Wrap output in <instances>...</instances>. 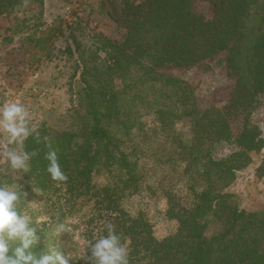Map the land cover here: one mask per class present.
Returning a JSON list of instances; mask_svg holds the SVG:
<instances>
[{
  "label": "trees",
  "instance_id": "obj_1",
  "mask_svg": "<svg viewBox=\"0 0 264 264\" xmlns=\"http://www.w3.org/2000/svg\"><path fill=\"white\" fill-rule=\"evenodd\" d=\"M194 2H126L121 39L98 40L105 53L99 59L103 68L93 72L88 64L97 58L83 60L85 87L73 112L81 127L51 137L34 134L24 141L23 150L35 155L29 171L21 173L18 207L33 221L39 215L47 217L35 225L40 237L32 249L35 254L61 250L72 264H86L82 260L89 255L86 248L83 255L71 256V250L55 241L59 226L81 214L88 241L106 235L107 223L114 225L128 241L129 264H264V211L241 209L235 195L226 192L235 173L250 164L249 152L264 144L257 129L246 126L264 95V0H221L210 20L193 10ZM222 52L236 76L231 108L243 116L244 127L236 136L223 113L216 109L199 113L186 82L157 72L165 65L191 67ZM114 77L123 80L122 88H115ZM155 87L160 94L147 100L146 89L154 93ZM130 97L154 111L162 130L180 121L189 123V140L173 132L172 151L152 154L160 167H167L159 178L154 167L147 169L139 162L147 155L132 132L145 138L147 134L139 107ZM49 144L66 182L53 181L47 172ZM220 145H234L236 150L216 159ZM101 168L109 176L98 185L93 175ZM258 170H264V161ZM142 190L165 200L162 215L175 227L164 237L154 235L141 211L130 215L121 206L126 195ZM85 208L89 211L83 213ZM70 228L75 231L78 226Z\"/></svg>",
  "mask_w": 264,
  "mask_h": 264
},
{
  "label": "rangeland",
  "instance_id": "obj_2",
  "mask_svg": "<svg viewBox=\"0 0 264 264\" xmlns=\"http://www.w3.org/2000/svg\"><path fill=\"white\" fill-rule=\"evenodd\" d=\"M140 4L145 0H0V104L19 101L31 114V126L36 132L51 137L62 130L81 127L79 116L73 112L79 105V95L85 87L81 79L83 60L94 57L88 69H101L104 62L99 59L105 53L98 44L99 38L120 40L123 28L125 3ZM221 0H195L193 10L206 20H210L219 7ZM78 47V50H77ZM104 53V54H103ZM226 52L203 60L191 67L165 65L157 70L162 75L186 82L192 89L200 114L216 109L227 116L233 134L238 135L244 127L243 116L231 108L236 76L227 67ZM132 78V75H128ZM126 78L124 82H128ZM118 77L113 85L122 88ZM146 89L147 100L160 94ZM135 99L143 132L147 137L134 130L132 133L146 157L140 159L147 169L155 168L156 177L166 166H159L152 154L172 151L169 137L173 132L183 140L191 138L188 121H180L171 127L161 129L154 111ZM170 101L166 102L169 105ZM259 107L246 119L247 125L257 129L259 138L264 141V95L260 97ZM133 138V137H132ZM134 139V138H133ZM144 141H147L144 144ZM6 143V136L0 133V150ZM234 145L216 147L214 158L224 157L235 151ZM250 164L235 173L234 182L226 192L235 195L238 206L246 211H264V170H258L264 161L262 148L249 152ZM21 173L13 172L7 161L0 155V182L12 184L20 182ZM163 175V174H162ZM109 173L101 168L93 175V182L103 185ZM110 178V177H109ZM165 200L158 194L151 197L142 190L134 195H126L121 206L130 215L141 211L150 220L154 235L166 236L175 227L174 222L164 219L161 210ZM32 208L36 203L30 204ZM85 208L83 213L88 212ZM45 217L42 222L47 221ZM64 230L55 237L57 244L69 249L71 256L84 254L87 240L83 235L84 219L75 215L65 220ZM78 226L73 231L70 227ZM60 227V226H59ZM59 229V228H58ZM68 233L70 235H68ZM88 241V240H87Z\"/></svg>",
  "mask_w": 264,
  "mask_h": 264
},
{
  "label": "clouds",
  "instance_id": "obj_3",
  "mask_svg": "<svg viewBox=\"0 0 264 264\" xmlns=\"http://www.w3.org/2000/svg\"><path fill=\"white\" fill-rule=\"evenodd\" d=\"M31 114L19 101L0 104V133L6 136L0 155L15 173H27L30 160L35 153L23 150L24 141L30 136L39 138L31 126ZM47 140V137H45ZM46 154L47 172L56 182H66L68 177L62 170L57 154L51 145ZM21 200L20 184L0 182V264H72L69 255L61 250L35 254L32 249L39 244L38 228L45 217L33 221L32 217L18 207ZM106 235L84 240L89 255L82 260L86 264H129V244L122 240L112 223L105 225ZM61 225L58 231H63Z\"/></svg>",
  "mask_w": 264,
  "mask_h": 264
}]
</instances>
